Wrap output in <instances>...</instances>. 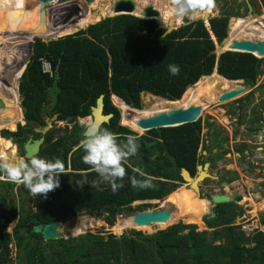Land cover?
<instances>
[{
    "label": "trees",
    "instance_id": "trees-1",
    "mask_svg": "<svg viewBox=\"0 0 264 264\" xmlns=\"http://www.w3.org/2000/svg\"><path fill=\"white\" fill-rule=\"evenodd\" d=\"M57 1L51 0L47 7L55 5ZM84 2L78 0L69 3L68 11H62L63 13L59 14L62 15L60 18L53 23L48 21L49 28L56 26L50 34L55 36L59 32H75L85 27L86 25H81L79 21L82 20L85 24L94 17L87 14H79L80 16L70 14L76 4ZM256 2L264 11V0ZM112 3L111 0L110 5L102 7L100 16L112 14ZM252 6L255 7V4L252 3ZM8 13L12 12L4 14ZM232 16L236 15L224 14L211 18L208 21L209 29L202 20L192 21L163 38L161 36L165 29L160 28L156 20H145L131 15L106 17L85 30L47 43L32 37L39 35L21 32L24 36L32 37L31 60L19 81L25 125H17L14 130V122L21 119V114L12 100L6 101L8 107H11L9 115L14 114L9 116L10 122L6 125L8 128L1 130L0 136L10 139L22 149L27 134L32 133L38 126H44L45 112H48L49 117L58 114V121L65 122V126L54 128L45 135L38 157L50 160L59 158L65 167L60 177L59 188L49 192L46 198L41 195L33 196L23 184L17 185L7 178L6 181H0V187L4 188V192H0V264H264V230L260 228H264V214L260 217L259 228L250 235H246L235 225V220L242 211H232L229 216L218 214L216 218L209 220L207 225L209 229L219 224L226 226L223 229H213L211 232L198 231L194 225L177 223L154 234L130 230L119 238L112 234L108 236L85 234L45 242L40 234L31 231L37 224L45 225L54 221L63 223L81 214L102 217L109 226H112L117 215L135 211V208L130 207L135 200L159 199L170 191L165 188L164 183L157 180H152V187L149 188L131 185L130 177L143 179L139 173L132 171L135 168L151 177L167 178L171 174L166 173L164 161L173 167L166 157L161 158V154L157 152L161 151V143L150 147L151 142L144 144L140 141H137L139 144L137 151L150 149L158 153L157 166H154L155 163L148 165L146 162L137 165L133 162L132 156L128 158L127 164L123 165L125 176L117 181L123 184L122 188L113 193L107 183H98L96 188L91 187L93 181H99V177L90 165L83 162L82 157L85 154L83 148L80 146L73 155L69 154L83 139L85 126H80L78 119L90 116L91 107L95 106L97 98L103 95V112L114 116L109 124H103L101 127L113 134H130L127 128L119 125V110L112 105L111 96L119 97L127 105L132 100L138 107L140 94L145 92L169 101L181 98L177 102L169 103L148 94L153 98L155 106L150 110L132 111L133 109L121 103L119 99L112 97L122 110L123 124L133 131L141 132L136 124L138 120L155 117L156 114L166 113L172 109L203 105L202 100L215 102L217 96L215 97L213 92L216 88L226 91L235 86L229 81H243L246 85H254L261 75L264 59L230 51L222 53L217 58L212 53L215 50V43L211 35L217 43H221L227 36L228 20ZM3 17L4 15L0 14V22ZM34 17L30 21L27 20L32 27L38 23ZM246 29H249V32H246ZM253 29L254 33L250 30V25L233 19L229 28L228 45H224V41L219 47L224 45L223 48L228 50L235 41L264 40L263 33L258 34V29ZM12 31L20 32L15 29ZM21 44L24 43L20 42L0 51L11 57L18 55L21 58L22 52L16 54L13 49L18 45L21 51L24 48ZM28 57L24 56V64ZM40 59H45L51 64L53 78L42 72ZM169 64L179 66L178 75L173 76L169 73ZM20 65L16 67L22 70L23 67ZM214 70L219 76L212 74ZM19 73L21 71L18 70L11 81L5 82L0 79V85L5 89L8 86L12 87L16 91ZM201 76L208 77L200 79ZM50 88L54 89L53 105L48 100ZM129 111L134 113L132 117L129 116ZM69 124H72L70 129ZM193 125L185 124L175 128L148 131L149 134L157 136L164 133L166 146L173 148L175 144H179L174 151L171 149L173 156L176 155L178 148L180 150L183 148L181 157L174 156L176 161L172 160V163L177 164H174L173 168L176 170L172 171V174L181 167L189 169V166L191 168L194 166V152L198 139ZM199 127L197 126L198 129ZM57 131H63V135L55 139L54 132ZM183 133L191 137V141L184 143ZM174 134L179 135L180 139ZM188 143L189 146H186ZM68 168L75 173H66ZM87 170L91 171L77 173ZM1 175L3 176V173H0ZM191 195L185 192L176 196V204L185 206V211L189 213L195 211ZM22 198L28 203L29 210L24 208ZM179 200L183 202H178ZM188 204H192V208H188ZM26 210L30 213L25 212ZM13 222L15 225L9 234L6 229ZM212 223L215 225L212 226ZM12 242L15 248L14 258L11 257Z\"/></svg>",
    "mask_w": 264,
    "mask_h": 264
},
{
    "label": "flooded vegetation",
    "instance_id": "flooded-vegetation-1",
    "mask_svg": "<svg viewBox=\"0 0 264 264\" xmlns=\"http://www.w3.org/2000/svg\"><path fill=\"white\" fill-rule=\"evenodd\" d=\"M236 84L241 87L248 86L249 89L230 101L224 103H219L217 101V103L223 105L221 107L222 109H218L221 112L220 116H215L210 112H206L201 116L202 109L197 120L194 123H190L192 125L194 124L192 128L197 134L196 136L198 139L194 152L195 160L194 166L192 167L193 169L190 166L189 169L181 167L178 171L172 174V171L169 169L170 166L164 161V168H166L165 171L167 174H171V176L167 178L152 176L157 179L158 182L164 183L165 188L170 190L167 197L175 190L183 189V191L187 193H192L191 200L194 199L197 202H202L205 206V210L203 211L204 214L201 215L196 212L190 213L191 216L196 218L197 223H189V225H194L196 228L197 225H200L207 231L223 229L226 227L219 224L214 228L212 227V229L207 228L208 221L216 218L218 214L229 216L232 211H242L241 215L247 213V216L252 219V213L250 214V212L247 211V205H244V203H248V201H245L244 203L241 202L243 195L250 196V192L253 191L246 189L245 185H243L240 192L238 190L234 191L235 181H251V188L252 182H259V190L256 194H258L259 199H264V81H256L254 85H246L243 81L236 82ZM235 87L236 85L232 89ZM219 95L216 96L218 97ZM133 114L132 111H129L130 117H132ZM111 115L112 117L110 120L114 116L113 114ZM119 116V125L125 127L120 113ZM219 118H221V120ZM120 120L122 123H120ZM197 126H200L199 129ZM127 129L131 132L130 134H114L117 141L120 142L124 140L128 135H134L138 137L137 141L144 144L151 142L150 147L154 145L158 146L159 143H161V151H157L161 154V158L166 157L168 163H171L173 167L177 165L176 162L172 163V160L176 161L174 156L181 157L183 148L181 150L178 148L175 153L176 155L173 156L171 149L174 151L179 144H175L173 148L171 146H166L163 138L164 133L157 136L149 134L148 131L138 133L133 131L130 127ZM27 136L29 138L28 134ZM174 136L177 139H180L179 135L174 134ZM182 141L184 143L185 141H191V137H188L186 133H183ZM189 144L190 143L185 145L189 146ZM77 148L78 146L71 150L69 154L73 152V155ZM187 148L190 149L191 146ZM157 152H153L150 149L146 151L141 149L137 151L138 155L136 154L133 156L132 160L137 165H142L145 162L148 163V165L153 164L156 163L159 158ZM125 164H127V162ZM182 169L188 172V175L192 180L195 179L197 181V190H192L191 182L186 181L181 176ZM175 170L176 169L173 171ZM201 174H203V177L200 179ZM234 196H239L241 198V202H237L239 204L234 202ZM220 197H224L225 199H228V201L214 202V198ZM163 198L135 200L138 202L134 204V207L137 208L138 205H145V203H153L154 205ZM191 205L192 204H190V208H192ZM262 214H264V211L260 215L258 214V218H260ZM241 215H239L238 218H240ZM253 217L257 218V215H254ZM214 225L212 223V226Z\"/></svg>",
    "mask_w": 264,
    "mask_h": 264
},
{
    "label": "rangeland",
    "instance_id": "rangeland-1",
    "mask_svg": "<svg viewBox=\"0 0 264 264\" xmlns=\"http://www.w3.org/2000/svg\"><path fill=\"white\" fill-rule=\"evenodd\" d=\"M19 1L20 0H0V9H2L0 11V14L4 15L2 21L0 22V31H2L0 33V49L5 50V49H8L9 47L11 48L13 45L19 44L20 42L24 43V44H21L24 47L23 49H21V51L18 49V47H17L18 45L13 47V49L16 51V54L22 52L23 57H21V58L18 55L11 57V56L7 55L6 53L0 51V65L5 64L4 67L0 66V79H1V81H5V82L11 81L14 79L15 74L19 70V71H21V73H19L20 75L17 78L18 88H19V81L21 79V76L25 72L26 67L28 65L26 63L25 64L23 63L24 62L23 61L24 56L27 57V56H29V54L31 55V53H30V48L32 45V41H30L31 38L32 37L38 38V39H41L42 41L47 43L54 36V34H50V33H51V30L53 29V27H55V26H53V27L49 28L46 25L45 29L42 32L23 33V34L39 35V36H32V37L24 36L21 32L17 33V31H12V29H9L10 23L8 21L10 19L20 18V16H17L14 13H8V14H4V13L9 12V10H7V9L11 10L12 8H14ZM83 1H85V2L76 4L74 11L70 12V14H72L71 16H79V14H82V15L87 14V16L94 17L93 19L91 18L88 23H85L86 26L83 27L84 29L90 25H94V24L101 22L106 17H109L108 13L104 14L103 16H100V11L103 9L102 7H105L107 4L110 5L111 0H83ZM136 1H138V0H136ZM139 1L141 3H142V1L145 2V4H143L144 7L149 5V4L153 5V3L156 2V3H154L156 6L155 8L159 11V13H160V8H162V6H165V10L169 13L168 20L170 22H172L173 24L172 25L163 24V26L160 25L159 27L162 29L166 28V27L178 28L179 26L185 25V23L187 21L190 22L193 20L205 18L202 15L196 16V13H195L194 17H187L186 16L179 21V19H177V17L174 16V13L172 11L173 0H166L163 2H160L161 0H142V1L139 0ZM151 1H152V3H151ZM243 1H246V2L252 1L255 4L254 11L257 13V17H255L253 19V17H251L247 14L248 10L247 11L244 10V7L246 9H247V7L243 4ZM28 2H29V0H28ZM205 2H207V4H205ZM192 3L195 6V12L197 11L200 14H203L204 12H206V9L208 7H211L210 9H211L212 14L209 15V17H211V18L215 17V16L224 15V14L236 15V17L232 16L228 20V26H227L228 37H227V39L229 38V28H230V25H231L233 19H238L241 22H248L249 24H251L250 30H252L253 33H254L253 28L255 27V30L258 29V31H257V32H259L258 34L263 33L262 36H264V11H262L259 8V6L256 3V0H192ZM67 7H69V4L64 2L63 0H58L57 3H55V5L48 6V8L45 10L46 22L50 21V23H53V21H55L56 19H58L62 16V15H59L60 13L62 14L63 12L68 11ZM3 10H7V11H3ZM135 12L136 11H134V14L137 15ZM28 14L29 15L26 16V19L30 21L34 17V15H31L30 13H28ZM137 16H139V15H137ZM174 18H176V19H174ZM157 21L161 22L160 19H158ZM175 21H176V23H175ZM177 21L180 22V24H177L178 23ZM167 24H170V23L167 22ZM22 25H23V20L20 24V28ZM19 30H21V29H19ZM246 30H247L246 32H249L248 31L249 29H246ZM227 39H226L225 44L228 45ZM25 44H27V45H25ZM214 45H215V51L217 52V54H220V53L225 51V50L219 51L220 45H217V43ZM30 60H31V58H30ZM30 60H29V62H30ZM26 61H27V59H26ZM18 64H22V65H20L21 67H23L22 70H20V67L19 68L16 67ZM257 81H264V62L262 65L261 75L259 76ZM197 83H198V81L195 84H197ZM3 84L7 85L6 83H3ZM2 89H4V90H2ZM0 90H1L0 92L2 93V94L1 93L0 94L3 96V97H0V125L2 126V124L6 123L5 124V127H6V125L9 124V122H10L9 116H13V114H14V113H12L9 115L11 107H8V105L6 103V101L9 102L10 100H12L13 104L18 105L19 113L21 114V119L19 121L17 120L14 122V125L16 124L15 128H14V130H15L17 124H20V125L23 124V122H22L23 121L22 120L23 119L22 118L23 112L21 111L22 108H20L21 100L17 101L13 98L15 96V91H14V89H12V87L8 86L7 89H5L0 85ZM16 91H18L17 87H16ZM48 92H49V98L52 99L53 91L51 89H49ZM221 92L222 91H220L219 88H216L213 92V95L214 96L219 95ZM15 98H17V97H15ZM110 101H111L112 105L119 110V113L122 116V110L119 108L120 106L118 105V103H116L115 100L112 99V97H110ZM202 101H203V105H199L202 107V109L204 107L201 116L204 115L206 112L213 113L215 116L221 115V112L218 109L219 108L222 109L221 107L223 105L217 103V99H215V102H212V100L210 102H208L207 100H202ZM123 104H125V103H123ZM154 106H155V103H154L153 98L149 97L148 94H144V93L140 94V107H141L140 110H150ZM12 109H14V108H12ZM88 118H86V120L81 119L82 121L78 120V122H83L82 125L86 126L91 121V119L87 120ZM219 119L221 120V118H219ZM120 123H122L121 120H120ZM64 126H65L64 122H57V123L53 124V127L58 128V129L63 128ZM71 126H72V124H69L68 128L70 129ZM124 126L127 127L126 125H124ZM127 128H129V127H127ZM1 130H2V128L0 129V133H1ZM14 130H11V131H14ZM141 132H138V133H141ZM62 135H63V131L54 132L55 139L57 137H61ZM80 146H81V144H80ZM75 148L76 147H73V149H75ZM12 150H15V154H16L17 159L23 158L22 157L23 152L21 151V149L19 147L12 145L10 141L4 140L1 137L0 138V157H4L3 152L12 151ZM68 159H69V157H68ZM154 166H157L156 163L154 164ZM169 169L171 171L174 170L173 167H170ZM6 180L7 179L4 176H2V175L0 176V181H6ZM250 182L251 181H249V182H241V180L235 181L234 182V191L238 190L240 192L243 185H245L246 189H250L251 191H253V192H250V194H251L250 196H257L258 194H256V192H258V190H259L258 185L260 183L259 182H252V188H251ZM17 185H19V184H17ZM0 192L1 193L4 192L3 187H0ZM182 193H185V191H183V189L175 190L173 193H170L168 195V197L161 199V201H159L158 203H156L154 205H153V203H145V205L140 204L136 208V207H134V204H135L134 203L130 207L135 208V211L124 212V213L120 214L118 217H116L119 220V222L117 223V221H116L117 219H116L112 226H109L102 219V217L89 216L86 214L78 215L75 218H73L72 220H68L66 222H63V224L61 226V235L65 239L77 237L79 235H85V234L102 235V236H108L109 234H112V235H115L116 237L119 238V235H121V233L125 234V233H128L130 230L140 231V232H144L146 234H154L158 231L166 230L170 226L177 224V223H182L184 225H189V223H188L189 221H194L197 223L196 218H194L193 216L190 215L191 212L189 213V211H185V209H184V208H186L185 206L180 205V204H176L177 203L176 196H178V195L180 196ZM166 194H168V193H165V195ZM22 199H23V203H24V208L27 209L28 203L26 202L25 198H22ZM191 201H192V204L194 205V207H197V205H198L199 207L202 208L201 212L199 214L203 215L204 214L203 211L205 210V208H204L205 206L203 205V203L200 201L198 203L194 199H192ZM255 202H257V203L252 204L253 209H259V208L264 207V201L262 199L255 200ZM239 203H237V204H239ZM244 205H248V203H244ZM18 207L19 206H17V209H18ZM187 207L190 208V205H187ZM33 208H34V206H33ZM142 209H145V210H148V209L166 210L171 215L170 216L171 218L169 217V220H171V221L165 227H163L161 224H156L154 226V228H152V226H149V227L135 226L133 223V220H131L132 222H130L127 225L123 221H120V220L128 219L127 216H130L131 214H134L138 210H142ZM27 210H29V208ZM27 210L25 212H29ZM31 210H34V209H31ZM181 210H182V213H181ZM194 212H192V213H194ZM245 216H247V213L241 215L240 218L237 221H235V225H238L240 222H242V220L244 219L243 217H245ZM14 225H15V222L10 224L8 226V228L6 229V232L11 234L13 231ZM255 227H257V229H258L259 225L257 224V225H255ZM260 228H261V230H264L263 227H260ZM196 229L198 231H205L206 230L204 227H201L200 225H197ZM208 231L211 232L212 230H208ZM10 248H11V257L14 258L15 248H14L13 242L10 243Z\"/></svg>",
    "mask_w": 264,
    "mask_h": 264
},
{
    "label": "clouds",
    "instance_id": "clouds-1",
    "mask_svg": "<svg viewBox=\"0 0 264 264\" xmlns=\"http://www.w3.org/2000/svg\"><path fill=\"white\" fill-rule=\"evenodd\" d=\"M76 1H78V0H76ZM72 2H75V1H72ZM72 2H69V3H72ZM251 2L252 1L245 3V1H243V4L244 5L247 4L246 5L247 10H248V5H250V7L254 11L255 7L252 6L253 2L252 3ZM244 10H245V7H244ZM172 11L178 19H182L186 16L187 17H194L195 16V6L192 3V0H173ZM210 14H212V13H209L207 18L197 19V20H202L208 29H209L208 21L211 19V17H209ZM111 16L109 15V17H111ZM112 17H115V16H112ZM134 17L141 18L140 15L139 16L135 15ZM215 17H218V16H215ZM215 17H212V18H215ZM141 19H143V18H141ZM158 19H153V20L157 21ZM145 20H152V19H145ZM193 21H196V20H193ZM190 22H192V21H190ZM157 23L159 24V26L160 25L163 26L162 22L157 21ZM186 23H189V22L187 21ZM166 28H163V29H166ZM82 29L85 30L86 28L85 29L81 28V30ZM174 29L176 30L177 28H174ZM211 37H212V40L214 41V43L216 44L217 42H216L215 38L213 37V35H211ZM226 37H228V35ZM219 44L220 43H217V45H219ZM251 55L257 57L254 54H251ZM216 57H217V55H216ZM257 58H259V57H257ZM263 58L264 57L259 58V59H263ZM39 61H40L42 72L44 74H47L49 76V78H53V70L51 68V64L45 59H40ZM43 63H47L48 67L43 66ZM168 71L171 75L176 76L179 74L180 68L178 65L169 64L168 65ZM214 72H216V71L214 70ZM229 82H233L236 86H240V85L236 84V82H239V81H229ZM2 90H4V89H2ZM17 90L18 91H15V96L13 98L15 100L19 101V100H21V98H20L18 86H17ZM141 94H143V93H141ZM144 94H149V93L145 92ZM149 95L154 96L152 94H149ZM15 97H17V98H15ZM111 97H116V96H111ZM154 97H157V96H154ZM116 98L119 99L120 102L124 103L119 97H116ZM157 98L162 99V100H166V99L161 98V97H157ZM48 100H49V102L53 103V96H52V99H50L49 93H48ZM167 101L169 103H172V102H177L179 100H175V101L167 100ZM126 106L129 107L130 109H133L130 106V104L129 105L126 104ZM20 108H22L21 104H20ZM18 109H19V107H18ZM21 111L23 112V108ZM135 111H141L140 107H138V110H135ZM103 114L104 115H110L111 113L106 114L103 112ZM46 117L50 118L47 115H44L43 118H46ZM88 117L91 119V113H90V116H88ZM88 117H86V118H88ZM86 118H80L78 120H81V119L86 120ZM22 122H23V124L21 126H24L25 125L24 120ZM57 122H59L58 118H57ZM57 122H55V123H57ZM5 124H3L4 128L2 130H4L5 128H8L7 126L5 127ZM53 124H52V128H54ZM64 124H65V122H64ZM17 125H20V124H17ZM101 126L90 121L85 126L84 131L82 133L83 139L80 141V143L77 146L79 148L80 144H81V147L84 150L85 154L82 157L83 162L90 165L92 167V169L98 174L99 181H93L91 187L96 188L98 186V183H107L109 185L111 191L113 193H115L118 189L123 187L122 183L117 182L125 176V167L123 165L127 162L129 157L135 156L137 153V150L139 148V144L137 143L138 137L134 136V135H128L124 140L118 142L115 135L111 131H109L108 129L103 128ZM178 126H180V125H178ZM38 127H43V126H38ZM38 127H36V128H38ZM52 128L50 130H52ZM168 128H171V127H168ZM141 131H143V130H141ZM148 131H150V130H148ZM2 139H4V138H2ZM4 140H8V139H4ZM10 142L12 145L17 146L12 141H10ZM77 146H74V147H77ZM22 147H23V145H22ZM21 151L23 152V149H21ZM72 153L73 152H71L70 155ZM64 167L65 166H64L63 161L59 158L54 159V160H50V159L40 158L37 155L36 157H33L31 159H28V160H26L24 158L9 160L7 158L0 157V173H3V176L5 178H7L9 181H11L13 183L23 184V186L33 196L41 195V196H44L45 198L47 197V194L49 192H52L55 189L59 188L60 177H61V174L64 172ZM89 171H91V170L81 171V172H77V173H87ZM132 171L139 173V175L141 177H143V179H141V180H137L135 177H130L129 179H130L131 185L133 187L149 188V187H152V183H151L152 180H157V179L147 175L146 173L141 172L138 168H135ZM65 172L66 173H69V172L75 173L74 171H71L70 168H68ZM139 200H142V199H139ZM136 202H138V201H135L132 204H134ZM132 204H130V206ZM148 210H155V209H148ZM157 210H160V209H157ZM140 211H145V209L138 210L137 212H140ZM119 215H117V217ZM243 218L244 219L242 220V222L246 221L248 224L254 222L248 216H245ZM116 221L118 223L119 220L117 219ZM60 223L63 224L62 222H60ZM240 223L237 225L239 228H240V226H239ZM255 225H257V224H255ZM243 233H245V232H243ZM122 234L123 233H121V235ZM245 234L250 235L251 233H245ZM121 235H119V236H121ZM61 238H63V237L61 236ZM66 239H68V238H66Z\"/></svg>",
    "mask_w": 264,
    "mask_h": 264
},
{
    "label": "water",
    "instance_id": "water-1",
    "mask_svg": "<svg viewBox=\"0 0 264 264\" xmlns=\"http://www.w3.org/2000/svg\"><path fill=\"white\" fill-rule=\"evenodd\" d=\"M50 1L51 0H36L37 6L35 5L34 9H37V13L36 16L34 17V20L37 21L38 23L34 24L32 27V24L28 23L27 19L25 18L23 20V25L21 26L20 32L27 33L28 31V32L38 33V32H42L45 29L47 25L45 10L48 8L47 5L49 4ZM63 1L69 3L76 0H63ZM112 2H113L112 16H117V15L135 16L134 10L137 5L136 0H112ZM248 15L253 18L257 16V14L253 12V9L250 7V5H248ZM159 16H160L159 11L155 9V7L152 4L143 7L140 15V17L143 19H158ZM204 16L208 17V14L206 13ZM79 30H81V28L73 33H76ZM173 30L175 29L172 27H167L161 37L162 38L165 37L166 35L170 34ZM73 33L63 34V32H59L58 35L53 36L50 40H57L61 37L71 35ZM226 39L227 37H225L219 45H222V43ZM225 51L254 54L257 57L262 58L264 57V40L258 42H253L251 40L235 41L232 43L230 49ZM212 53L216 54L217 58H219V55L222 54L223 52L217 54V52L214 50ZM30 58L31 55L29 54L26 64L29 62ZM0 66L4 67L5 64H1ZM205 77L207 76H201L200 79ZM248 89H249L248 86H244V87L236 86L234 89L223 91L217 97V101L219 103L230 101L235 97H237L238 95L244 93ZM103 98H104L103 95H100L96 100L95 106L91 108V119H92L91 121L99 126H101L102 124H108L110 118L112 117L111 114L110 115L103 114V109H104ZM130 106L134 110H138V107L135 105V103L132 100H130ZM201 111H202L201 106H197V105L182 109L181 108L172 109L171 111L169 112L167 111L166 113L156 114L155 117L140 119L137 121L136 124L143 131L190 124V123H194L197 120ZM57 118L58 116L56 114L50 118L46 117L44 118L45 125L43 127H38L35 129V132L39 134L40 137L35 140L29 138L23 144L22 149L24 153L23 155L24 159L28 160L33 157H36L39 154L40 149L44 143V136L52 128V124L57 122ZM82 124L83 122H79L80 126ZM7 156L10 157V154L7 153ZM181 176L188 182L191 180V184L192 186H194L196 180L195 179L192 180L189 177L187 171L182 169ZM195 190H197V187H195ZM233 200L235 203H237L240 202L241 198L239 196H234ZM226 201H228V199H225L224 197L214 198V202H226ZM169 217H170V213L166 210H145L127 216L128 219L132 218L135 226H139V227H149V226L154 227L156 224L167 222ZM61 226L62 224L59 221H54L50 224H45V225L37 224L32 227L31 231L34 234H40L43 241L46 242L54 241L60 239L62 236Z\"/></svg>",
    "mask_w": 264,
    "mask_h": 264
},
{
    "label": "bare ground",
    "instance_id": "bare-ground-1",
    "mask_svg": "<svg viewBox=\"0 0 264 264\" xmlns=\"http://www.w3.org/2000/svg\"><path fill=\"white\" fill-rule=\"evenodd\" d=\"M142 1V0H141ZM163 1H166V0H161L160 2H163ZM28 3V4H27ZM151 3H152V1H151ZM154 3H156V2H154ZM153 3V6L154 7H156L155 6V4ZM143 4H145V2L144 1H142V3L138 0L137 1V5H136V8H135V10L134 11H136V13H138V15H141V12H142V9H143ZM35 5H36V0H29V2H28V0H20L17 4H16V6L14 7V8H12L11 10L10 9H7V10H9V11H11L12 13H14V14H16L17 16H20V18H14V19H10L8 22L10 23V27L12 28V29H15V30H19V29H21L20 28V24H21V22H22V20H24L25 18H26V16L27 15H29L28 13H30L31 15H36V13H37V9H34V7H35ZM162 5V4H161ZM37 6V5H36ZM159 6V5H158ZM168 7V6H167ZM211 7H208L207 9H206V12H204L203 14H200V13H198L197 11L195 12L196 13V16H199V15H202V16H204L206 13H211V9H210ZM2 9H0V11H1ZM203 12V11H202ZM217 12V11H216ZM211 15V14H210ZM80 16V15H79ZM168 16H169V13L165 10V6H162V8H160V17H159V19H160V21L163 23V24H165V25H172L173 23L172 22H170L169 20H168ZM173 16V15H172ZM175 16V15H174ZM204 17H206V16H204ZM24 18V19H23ZM80 19V18H79ZM78 19V20H79ZM174 19H176V18H174ZM178 19V18H177ZM181 19H179V21H180ZM63 22V21H62ZM167 22L168 23H170V24H167ZM178 22V21H177ZM79 23L81 24V25H83V26H85L86 24H84V22L81 20V21H79ZM175 23H176V21H175ZM243 23H246V24H248V25H251V24H249L248 22H243ZM177 24H180V22H178ZM56 27V26H55ZM166 27V26H165ZM237 28H238V26L235 28V30H237ZM255 28V27H254ZM78 30V29H77ZM77 30H75V31H77ZM27 31V30H26ZM69 33H73V32H69ZM69 33H66V32H63V34H69ZM225 42H226V40H225ZM225 44V43H224ZM225 50V48H223V46L222 47H219V51H224ZM212 74H216V75H218L216 72H213ZM211 74V75H212ZM211 75H209V76H211ZM219 76V75H218ZM208 77V76H207ZM221 77V76H220ZM222 78V77H221ZM224 79V78H223ZM226 80V79H225ZM132 111H135V110H132ZM90 118H88L87 120H89ZM7 153H9L10 154V157H8L7 156ZM3 154H4V158H7V159H9V160H14V159H17L16 158V154H15V150H12V151H5V152H3ZM203 177V174H201V176H200V179ZM189 182H191V180L189 181ZM196 184H197V181L194 183V186H191V189L193 190H195V187H197L196 186ZM178 202H183V201H178ZM209 202V201H208ZM199 203V202H198ZM197 205V204H196ZM201 207H199L198 205H197V207H195V212L198 214V213H200L201 212ZM208 210V209H207ZM171 216V215H170ZM171 218V217H170ZM132 220V218H129V219H126V220H124V222L126 223V225L127 224H129L130 222H132L131 221ZM170 221L171 220H169L168 219V221L167 222H165V223H160L163 227H165L166 225H168L169 223H170ZM65 228V227H64ZM152 228H154V227H152ZM151 228V229H152ZM67 230V229H66Z\"/></svg>",
    "mask_w": 264,
    "mask_h": 264
},
{
    "label": "crops",
    "instance_id": "crops-1",
    "mask_svg": "<svg viewBox=\"0 0 264 264\" xmlns=\"http://www.w3.org/2000/svg\"><path fill=\"white\" fill-rule=\"evenodd\" d=\"M52 91H53V97H54V89H52ZM54 103V102H53ZM53 103H51L52 105H53ZM17 105V104H16ZM17 107H18V105H17ZM46 113V115H47V113L48 112H45ZM55 115V114H54ZM57 116H58V114H56ZM45 124V123H44ZM16 125V124H15ZM3 129L4 128V126H3V124H2V126L0 125V129ZM7 129V128H6ZM35 129L36 128H34L33 129V132L32 133H29L28 135H29V138H31L32 140H34V139H37V136L39 137V134H37L36 132H35ZM0 138H1V136H0ZM28 138V136H27V140L29 139ZM7 141H11L10 139H8ZM166 197H167V195H165ZM165 196H162L161 198H163V197H165ZM165 197V198H166ZM248 198V199H247ZM164 199V198H163ZM259 198H258V195L257 196H244L243 195V199H242V202L241 203H244L245 201H248V205L246 206V208H247V211L248 212H250V214H251V217H252V220L254 221V224H258L259 225V220H260V218H258V214L260 215L261 213H263V211H264V207L263 208H259V209H253V206H252V204L253 203H257V202H255V200H258ZM263 201H264V199H262ZM260 205V204H259ZM254 215H257V218L256 217H253ZM239 218L237 217L236 218V220L235 221H237Z\"/></svg>",
    "mask_w": 264,
    "mask_h": 264
},
{
    "label": "built area",
    "instance_id": "built-area-1",
    "mask_svg": "<svg viewBox=\"0 0 264 264\" xmlns=\"http://www.w3.org/2000/svg\"><path fill=\"white\" fill-rule=\"evenodd\" d=\"M43 66L48 67L47 63H43ZM240 230L245 233H252L253 231L257 230L254 223L248 224L246 221L240 223Z\"/></svg>",
    "mask_w": 264,
    "mask_h": 264
}]
</instances>
